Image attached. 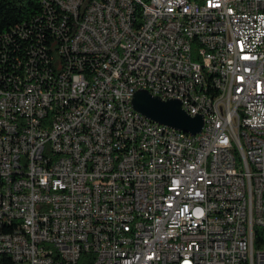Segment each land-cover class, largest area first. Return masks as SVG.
I'll return each instance as SVG.
<instances>
[{
	"label": "built area",
	"instance_id": "2783aa9c",
	"mask_svg": "<svg viewBox=\"0 0 264 264\" xmlns=\"http://www.w3.org/2000/svg\"><path fill=\"white\" fill-rule=\"evenodd\" d=\"M41 3L0 47V264H264V0Z\"/></svg>",
	"mask_w": 264,
	"mask_h": 264
},
{
	"label": "water",
	"instance_id": "95a60500",
	"mask_svg": "<svg viewBox=\"0 0 264 264\" xmlns=\"http://www.w3.org/2000/svg\"><path fill=\"white\" fill-rule=\"evenodd\" d=\"M134 107L149 118L192 133L202 130L203 117L191 116L177 99L163 100L145 90L138 91L133 99Z\"/></svg>",
	"mask_w": 264,
	"mask_h": 264
},
{
	"label": "trees",
	"instance_id": "16d2710c",
	"mask_svg": "<svg viewBox=\"0 0 264 264\" xmlns=\"http://www.w3.org/2000/svg\"><path fill=\"white\" fill-rule=\"evenodd\" d=\"M41 12V0H0V47L4 44L12 47L15 40L16 43L21 44L17 35H12V40L7 43H3V36L11 33L17 24L26 21L29 23L33 16ZM258 236L260 238V233L257 234V238Z\"/></svg>",
	"mask_w": 264,
	"mask_h": 264
}]
</instances>
